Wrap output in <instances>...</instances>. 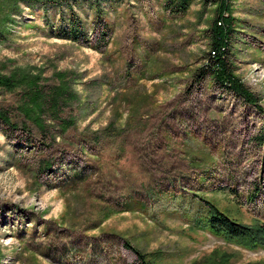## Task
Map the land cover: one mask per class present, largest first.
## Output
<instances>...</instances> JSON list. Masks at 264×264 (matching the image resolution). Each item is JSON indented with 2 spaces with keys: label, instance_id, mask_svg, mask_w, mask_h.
I'll use <instances>...</instances> for the list:
<instances>
[{
  "label": "rangeland",
  "instance_id": "obj_1",
  "mask_svg": "<svg viewBox=\"0 0 264 264\" xmlns=\"http://www.w3.org/2000/svg\"><path fill=\"white\" fill-rule=\"evenodd\" d=\"M225 1L226 56L253 98L208 61L214 0L181 14L167 0H80L89 42L58 35L69 23L57 6L20 4L0 70L41 76L46 90L65 83L75 97L62 116L76 124L60 134L46 116V137L0 124V264H137L125 240L154 264H264V247L208 228L210 204L264 222V0ZM23 102L0 88L16 119Z\"/></svg>",
  "mask_w": 264,
  "mask_h": 264
},
{
  "label": "trees",
  "instance_id": "obj_2",
  "mask_svg": "<svg viewBox=\"0 0 264 264\" xmlns=\"http://www.w3.org/2000/svg\"><path fill=\"white\" fill-rule=\"evenodd\" d=\"M79 1L80 0H0V35H3L4 31H6L7 25L11 22L13 16L15 17L18 14H21V3L28 4L29 6L42 5L43 7L52 5L57 6L60 9L61 23H69V28L62 29L58 35L62 38H72L76 41L85 40L86 42H89L88 31L74 7ZM94 1L97 2V5L99 6L100 0ZM194 1L195 0H167L166 6L173 14H181L186 13ZM214 1L219 5V20L222 19L225 25H218L215 21L216 23L213 26V31L215 33L213 48L220 50L222 45L227 46L224 56L222 54H218L214 60L216 63L223 66L221 72L216 74V79L221 80L219 81L220 83L226 80L229 81L243 97L246 99L248 97L253 98L252 95H249L250 93L248 89L244 88V86H242L239 80L234 76V73L229 65V60L226 56L228 52L230 32L228 22L231 21V19L225 17L224 13L229 12L230 6H228V3L225 0ZM65 6H67L66 13L64 11ZM66 14H68V18L66 17ZM101 15V10L97 7L96 20L101 18ZM109 30V26L104 24L101 30L103 40L101 37L98 38V43H95L96 48L100 42L101 44L99 47L107 44L108 40L106 38L109 35ZM80 35L82 36V39ZM210 62L212 61L210 60ZM201 70L202 72L210 71L206 69L205 66L201 67ZM40 82L41 76L31 74V77H28L27 74L22 75V71L19 69H11L7 72L0 70V88L7 91L20 90L24 96V102L20 105L21 119L14 118L12 111L0 108V124L4 127V131L7 136H9V130H16L22 126L29 134H33L36 131L39 136L46 137L48 132H50L46 123L43 122L46 116L49 118L51 117L52 120L55 121L59 120L60 134H65L69 128L76 124L73 119H66L62 116L64 106L69 105L71 97H75L74 93H70L65 83L58 87L53 86L46 90L41 88ZM26 95L29 96V102L25 105ZM51 165L52 163L50 162L45 164V166H48V169L51 168ZM210 212L211 216L208 219V228L214 233L223 235L225 238L235 241L237 244L245 248L256 249L258 247H264V222H257L253 225L242 224L224 214L213 204H210ZM124 242L128 248L133 249L137 253V264H154L152 260H148V256H146V254H143L141 251L136 249L129 240H125Z\"/></svg>",
  "mask_w": 264,
  "mask_h": 264
},
{
  "label": "built area",
  "instance_id": "obj_3",
  "mask_svg": "<svg viewBox=\"0 0 264 264\" xmlns=\"http://www.w3.org/2000/svg\"><path fill=\"white\" fill-rule=\"evenodd\" d=\"M219 24L222 25L223 22L222 20L219 21ZM227 50V46L226 45H222L221 46V49L220 50H217L215 48H212V50H210V54H209V59L212 61V62H215V58L218 56V54H222L224 56V52ZM208 59V61L210 62V60Z\"/></svg>",
  "mask_w": 264,
  "mask_h": 264
}]
</instances>
